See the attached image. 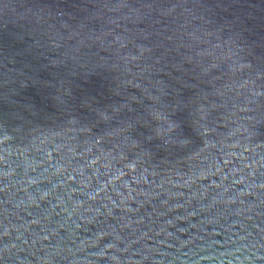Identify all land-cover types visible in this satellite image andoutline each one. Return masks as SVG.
<instances>
[{
	"label": "water",
	"instance_id": "water-1",
	"mask_svg": "<svg viewBox=\"0 0 264 264\" xmlns=\"http://www.w3.org/2000/svg\"><path fill=\"white\" fill-rule=\"evenodd\" d=\"M0 264H264V0H0Z\"/></svg>",
	"mask_w": 264,
	"mask_h": 264
}]
</instances>
